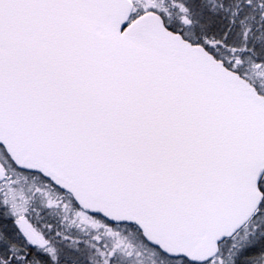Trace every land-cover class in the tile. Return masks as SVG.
<instances>
[{"label":"snow or ice","instance_id":"6c2138e0","mask_svg":"<svg viewBox=\"0 0 264 264\" xmlns=\"http://www.w3.org/2000/svg\"><path fill=\"white\" fill-rule=\"evenodd\" d=\"M0 264H264V0H0Z\"/></svg>","mask_w":264,"mask_h":264}]
</instances>
